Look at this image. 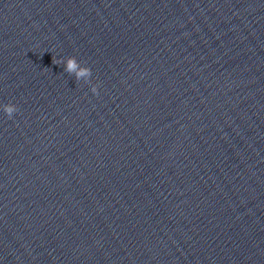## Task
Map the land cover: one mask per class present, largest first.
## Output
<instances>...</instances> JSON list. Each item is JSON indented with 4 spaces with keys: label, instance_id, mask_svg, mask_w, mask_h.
<instances>
[{
    "label": "clouds",
    "instance_id": "9594fccd",
    "mask_svg": "<svg viewBox=\"0 0 264 264\" xmlns=\"http://www.w3.org/2000/svg\"><path fill=\"white\" fill-rule=\"evenodd\" d=\"M52 63L56 65H63L64 71L70 75H74L76 80H83L85 83L91 84L92 70L90 67L78 62L76 57L69 56L66 59L52 58ZM91 92L98 94V85H91ZM18 111V106L13 103L3 105V112L9 119L13 117V114Z\"/></svg>",
    "mask_w": 264,
    "mask_h": 264
}]
</instances>
